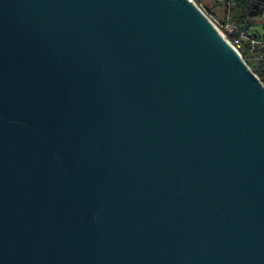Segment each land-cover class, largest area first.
Instances as JSON below:
<instances>
[{"label": "water", "instance_id": "water-1", "mask_svg": "<svg viewBox=\"0 0 264 264\" xmlns=\"http://www.w3.org/2000/svg\"><path fill=\"white\" fill-rule=\"evenodd\" d=\"M0 264H264V86L191 0H0Z\"/></svg>", "mask_w": 264, "mask_h": 264}, {"label": "trees", "instance_id": "trees-1", "mask_svg": "<svg viewBox=\"0 0 264 264\" xmlns=\"http://www.w3.org/2000/svg\"><path fill=\"white\" fill-rule=\"evenodd\" d=\"M204 14L223 26L227 22L233 25L237 30H242L247 37L264 41V37L250 36L247 32V25L251 20L260 18L264 14V0H221L215 2L210 8L204 0H194ZM236 34L228 36V40ZM242 59L246 62L251 71L258 77L264 86V47L256 49L252 52L248 50L246 45L240 49ZM252 54L262 55V58L255 60Z\"/></svg>", "mask_w": 264, "mask_h": 264}, {"label": "built area", "instance_id": "built-area-1", "mask_svg": "<svg viewBox=\"0 0 264 264\" xmlns=\"http://www.w3.org/2000/svg\"><path fill=\"white\" fill-rule=\"evenodd\" d=\"M193 1L195 4L196 2L194 0ZM233 1V0H230ZM196 6L200 9V7L196 4ZM201 10V9H200ZM210 19V18H209ZM210 21L212 22V24L216 27V29L228 40V36L232 35L233 33L236 34V37L233 36L232 39L228 40V42L230 43V45L236 50L238 51V53L240 54V49L243 47V45L245 44L246 47L248 48V50L250 52L262 48L264 47V41H259L253 38H249L247 37V35L242 31V30H237L233 25H231L229 22H227L226 24H224L223 26L219 25L216 21H214L213 19H210ZM241 55V54H240ZM242 57V56H241ZM252 57L255 60H259L262 58V55L259 54H252Z\"/></svg>", "mask_w": 264, "mask_h": 264}, {"label": "rangeland", "instance_id": "rangeland-1", "mask_svg": "<svg viewBox=\"0 0 264 264\" xmlns=\"http://www.w3.org/2000/svg\"><path fill=\"white\" fill-rule=\"evenodd\" d=\"M221 0H204L208 7L212 8L215 2H220ZM221 3V2H220ZM247 32L250 36L264 37V14L262 17L251 20L247 25Z\"/></svg>", "mask_w": 264, "mask_h": 264}]
</instances>
